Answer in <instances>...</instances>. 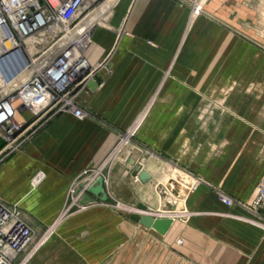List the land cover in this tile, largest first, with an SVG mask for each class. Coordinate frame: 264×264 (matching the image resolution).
<instances>
[{
  "label": "crops",
  "instance_id": "1",
  "mask_svg": "<svg viewBox=\"0 0 264 264\" xmlns=\"http://www.w3.org/2000/svg\"><path fill=\"white\" fill-rule=\"evenodd\" d=\"M192 1L118 0L109 21L112 27L98 29L85 53L97 85L81 90L75 105L87 116H55L6 159L0 165L1 201L18 204L48 226L74 178L98 167L104 169L105 201L140 203L151 212H163L156 208L165 201L162 190L171 191L163 178L173 166L190 170L236 198L250 196L264 171V51L219 27L204 25L242 24L246 36H257L253 28H264V0L199 4L203 14L194 21L202 25L194 34L199 48L181 51L177 43L189 22ZM128 130H133L132 142L154 157L145 158L128 143L119 146L118 135ZM128 155L150 175L147 183L131 176L125 164ZM38 170L44 177L35 187L29 180ZM90 198L92 206L56 226L27 264H68L61 260L67 251L70 264H264V234L233 217L245 213L217 202L204 185L188 192L179 210L163 212L174 218L163 236L129 216L117 220L102 202ZM170 206L173 203L162 207ZM185 212V223L175 220ZM111 228L117 235L113 255ZM177 238L181 245H175Z\"/></svg>",
  "mask_w": 264,
  "mask_h": 264
},
{
  "label": "built area",
  "instance_id": "2",
  "mask_svg": "<svg viewBox=\"0 0 264 264\" xmlns=\"http://www.w3.org/2000/svg\"><path fill=\"white\" fill-rule=\"evenodd\" d=\"M94 1L0 0V158L59 114L84 118L75 98L95 75L85 56L90 34L84 14ZM96 177L84 170L74 178L67 193L73 202ZM259 189L264 195V172ZM30 240L18 209L0 200V264L12 263Z\"/></svg>",
  "mask_w": 264,
  "mask_h": 264
},
{
  "label": "rangeland",
  "instance_id": "3",
  "mask_svg": "<svg viewBox=\"0 0 264 264\" xmlns=\"http://www.w3.org/2000/svg\"><path fill=\"white\" fill-rule=\"evenodd\" d=\"M104 2H105V0H95L93 2V4H91V6L89 5L85 9L84 14H86V16H87L85 22H86V26L89 28L90 43L92 42V36H94L95 32H97L98 29H101V28L110 29L112 27L109 25V21L111 19V16H113V12L115 10V7L117 5L118 0H113L112 3L109 5L108 10H106L104 13H102L100 10L103 7ZM205 2H206V0H195V3L197 5L196 7H198L199 4L203 5ZM191 6H192V4H191ZM190 11H192V12L190 13V16H189V22L182 26V31H181L182 36H180V40L177 43V48L180 49L181 51L184 49V47H188V46H190L189 49L199 48V46L197 45L198 38L196 36H194V34L198 33V30H199L198 28H201L202 25L201 24L196 25V24H194V21L198 15V13L201 12V14H203V12H202L201 7L199 9H196L194 6H192ZM205 18L207 20H213V16L210 14H206ZM91 19H93L94 22L97 20L96 21L97 24H94V22H91L89 24L88 21ZM204 27H205V29L208 27H209L208 29H210L211 27H219L223 30V32L231 33L232 35L236 36L238 39L242 40L243 44H245L244 42H248L251 45H253L255 48L260 49L261 51H264L263 50V48H264V36H262V35L258 36V34L260 35L263 32L264 28H262L258 24H255V26L253 28L254 34L257 36H246L245 25H242V24H239L238 26L230 25V24L213 25L211 22V24L204 25ZM122 30H123V26L118 28V31L116 29L117 32L116 31L115 32L117 34L118 32H122ZM188 34L190 36H187ZM240 43H241V41H240ZM202 47H203V45H202ZM240 49L238 48L239 52H242V50H240ZM243 75H244V72H243ZM82 112H83L84 117H86L87 116L86 113L84 111H82ZM43 128H44V126L42 128H40L39 130H37L33 135H31L29 137V139L27 140V142H25L20 147V149H18L15 153L11 154L10 156H8L6 158H0V165L3 162H5V160L8 159L9 157L13 156L17 152H20L21 149L23 148V146L26 143H28L29 141H31L33 139V137L39 131H41ZM130 131L132 134L133 130H128V131L118 135L119 141L121 140L119 146H122L123 143H128L130 149L134 148V149H138V150L142 151V153H143L142 155L145 158L154 157L153 154L149 150L144 149V148H140L139 146H137L136 144H134L132 142L131 139H132L133 134L130 136V133H129ZM128 133H129V135H128ZM119 141H117V143H119ZM105 161L106 160H104L102 163L106 164ZM103 166H105V165H103ZM103 170L99 169V167H98V168L93 169L91 174H93L95 176H100L102 178L101 171H103ZM88 173H90V172H88ZM37 174L39 175L38 177H41V181H42L44 174L39 170L36 171L31 176V179L29 181L33 180L34 178H37V176H36ZM38 179H40V178H38ZM167 179H170L171 181H169V182L167 181L165 185L162 184L165 187L175 188V187H177L176 183L179 180H183V182H187V181L189 182L190 181L192 183V187H189L190 191L194 190L199 185L206 186L209 189V192L211 194H213V196L217 202H219V203H221L224 206L229 207V208L235 207V208H237V209H239L245 213V215L243 214L241 216H233V217L237 218L238 220H240L242 222H245L246 224H249V225L259 229L262 232V234H264V202H263L264 201V195L259 189L260 177L258 178L256 184L252 188L250 196L244 200L236 198L234 195L222 191L218 185L207 182L205 179H203V177L197 176L196 174L192 173L190 170L185 169V168H180L178 166H173L172 169L167 168V172L164 176V181ZM39 184H40V182L37 185H35V187H37ZM162 185H159L158 187H161ZM69 187H70V185L67 188L65 200L62 202V206L60 208V211L53 218L54 220L50 224H48V226H45V227L39 222L37 217L31 215L25 208L20 207L18 204H8L6 202H3L10 207L15 206V208L18 209V213H19L20 217L23 219V221L25 222V224L28 226V228L31 231V240H30L29 244L21 251V253L10 264H27V262L31 258H33L45 246V244L51 239V237L55 234L54 232H55L56 226H58L62 222L67 221L71 216L76 215L77 212H80V211L82 212L83 210L92 206V205L84 206L86 204L85 202H83L82 204H79L80 199H78L76 202H73V200L67 194ZM81 188H80V184L77 185V190L78 189L80 190ZM153 190H154V187H153ZM84 193L85 192H83V194ZM187 193L188 192H186L183 195H179V194L172 195V197H174L177 200V201L173 202V205H175L177 207L180 205H183L182 204L184 202L183 199L187 195ZM154 194H155L156 198L159 197L158 191L156 192L154 190ZM220 196L221 197L223 196L224 198H226L228 200V202L221 201L219 198ZM258 198H260V199L257 200ZM100 205H102L104 207V209L110 210V212L116 216L115 218L118 217L119 219H126L127 220L128 216H130L131 214L136 212L135 204H133L132 206H127V205H125L124 202L118 201V200L105 201V202L100 203ZM144 206L146 207V210L144 212L146 214L153 216V215L157 214V212H159V210L157 212L155 210L151 212L150 208L148 206H146V205H144ZM160 213H163V212H160ZM182 214L183 215L180 214V216H178V218H175V220H178L181 223H185L186 220L188 219L189 214L187 212L182 213ZM118 218H117V220H118ZM116 241H117V235L115 234L114 230L111 228L110 242H111V253H112V255L114 254V251H115V253L117 252ZM112 243H115V244L112 245ZM181 243H182V240L180 238L175 239V245H181ZM66 253H67V257H65L63 259L61 258V260H63V262L67 261V263L70 264L69 262L72 261V257L69 255L68 251ZM59 259H60V257H59ZM63 264H65V263H63Z\"/></svg>",
  "mask_w": 264,
  "mask_h": 264
},
{
  "label": "water",
  "instance_id": "4",
  "mask_svg": "<svg viewBox=\"0 0 264 264\" xmlns=\"http://www.w3.org/2000/svg\"><path fill=\"white\" fill-rule=\"evenodd\" d=\"M97 85L95 80H91L86 83V88L89 90H94ZM125 164L131 167V176L140 184H145L150 180V175L142 168V166L136 162V158L131 155H128L125 158ZM82 185H80V188ZM78 191V190H76ZM90 196L99 200V202H104L106 199L105 193L103 191V179L100 176L95 178V181L87 186L85 193L82 195L79 200V204L83 202L92 204L93 199ZM173 205L168 209L169 211L179 210L180 206ZM136 212L129 216V219L141 226L142 228L152 231L159 236H163L169 227L171 226L173 220L169 217H152L145 214L146 207L143 204H137L135 206ZM167 210V208H164Z\"/></svg>",
  "mask_w": 264,
  "mask_h": 264
},
{
  "label": "bare ground",
  "instance_id": "5",
  "mask_svg": "<svg viewBox=\"0 0 264 264\" xmlns=\"http://www.w3.org/2000/svg\"><path fill=\"white\" fill-rule=\"evenodd\" d=\"M112 2V0H105V2H104V5H103V7L101 8V12L103 11V9H104V6H106V5H109V3H111ZM97 21V20H96ZM94 22V20L93 19H91V20H89L88 22H89V24L91 23V22H94V24H97V22ZM123 144H126V143H123ZM118 150V149H117ZM119 151V150H118ZM116 152V151H115ZM143 158V157H142ZM149 159V158H148ZM166 168V167H165ZM160 172V171H159ZM165 172V171H164ZM37 176V178H34L33 180H32V183L34 184V182H36V185L39 183V182H41V181H39V177H38V174L36 175ZM158 178V177H157ZM164 179V178H163ZM135 180V179H134ZM159 181V180H158ZM166 180H165V184H166ZM164 183V182H163ZM177 187H175V188H172V187H169V189H171V191H174L175 192V194L174 195H177V194H179V195H183V194H185L186 192H189L190 190H189V187H192V183L189 181H187V182H183V180H179V181H177ZM163 192H162V195H163V198H164V203H159L158 204V206H157V208L156 209H159V206L161 207V209H162V211L164 212V213H167V214H171L170 212H168V207H167V210H164V208L162 207L163 206V204H167V203H169V204H171V203H173L174 201H177L174 197H172V194H171V191H168L166 188L164 189V190H162ZM153 197V196H152ZM149 198H151V197H149ZM142 199V198H141ZM148 199V198H147ZM144 200V199H143ZM152 200V199H151ZM172 200V201H171ZM155 203V202H154ZM175 204V203H174ZM151 205H154V204H151ZM173 212V211H172ZM163 213V214H164ZM165 215V214H164Z\"/></svg>",
  "mask_w": 264,
  "mask_h": 264
}]
</instances>
